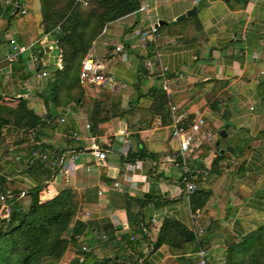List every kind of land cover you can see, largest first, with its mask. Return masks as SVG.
I'll return each instance as SVG.
<instances>
[{"label": "crops", "instance_id": "crops-1", "mask_svg": "<svg viewBox=\"0 0 264 264\" xmlns=\"http://www.w3.org/2000/svg\"><path fill=\"white\" fill-rule=\"evenodd\" d=\"M16 2L0 0V16L8 15V10L11 14ZM24 2L19 0L26 9ZM31 2L39 24L41 0ZM140 3L136 13L108 23L86 56L104 64L111 77L105 90L121 93L123 106L132 95L142 59L151 54L154 62L148 67L144 93L152 85L162 88L156 71L166 68L169 99L178 106L192 136L187 165L194 191H185L179 141L171 136L169 122L157 115L151 125L130 129L124 119L113 117L104 134L93 135L86 127L90 102L86 99L67 110L56 128L39 136L44 143L78 154L77 159L66 161L68 172L60 170L41 193L50 198L66 187L74 191L78 207L68 236L76 221H96L98 229L110 224L118 241L133 232L139 219L147 240L140 244L145 256L138 264H198L200 248L207 249L210 264H223L230 243L264 225V0ZM192 8L190 16L177 19ZM152 24L158 25V32L147 53L139 45L137 31ZM11 38L16 39L13 24L2 35L0 57L10 49ZM52 39L41 34L35 41L46 40L40 56L43 65H57L58 51L52 64L44 59L56 49ZM20 58L24 68L0 67V80L10 79L13 93L29 98L31 106L44 114L43 103L33 91L34 80L40 78L35 74L38 64L29 54ZM141 101L145 107L151 103L148 96ZM200 116L204 124L191 130ZM74 131L80 139H72ZM3 153L0 149L1 169L23 194L33 180L23 174V161L11 160V151ZM202 199L204 204L198 206ZM169 220L184 225L194 233V240L153 248L161 226Z\"/></svg>", "mask_w": 264, "mask_h": 264}, {"label": "trees", "instance_id": "trees-1", "mask_svg": "<svg viewBox=\"0 0 264 264\" xmlns=\"http://www.w3.org/2000/svg\"><path fill=\"white\" fill-rule=\"evenodd\" d=\"M13 1L19 3V0ZM31 1L25 0L24 13L13 6L11 14L8 10V15L0 16V42L12 24L16 39L23 45L35 43L41 34H49L57 40L56 49L62 61L60 67L42 62L35 67V70L47 71L33 90L43 103L44 114L31 106L29 98L13 93L10 79L5 83L0 80V149L3 154L12 152L11 160L23 161V174L33 180L23 192L28 196L25 205L19 201L22 189L14 186L15 180L0 166V203L3 197L10 205L9 216L0 220V264H138L145 256L139 249L140 244L147 240L139 219L133 232L121 235L118 241L110 224L98 229L96 221H76L71 234L66 235L78 207L74 191L66 187L50 198L43 197L41 192L62 170V166H52L51 161L58 156L67 157L71 152L44 143L39 136L56 128L67 110L82 105L86 99L90 100L87 121L93 135L104 134L113 117L124 119L130 129L141 124L151 125L157 115L162 122H171V101L165 91L152 85L143 92L150 73L143 62L138 67L126 106L122 105L121 93H110L104 85L94 86L80 78L82 61L105 26L136 13L140 0H41L39 24L31 10ZM9 64L17 71L24 68L20 57L14 62L3 61L0 67ZM156 75L158 79V71ZM144 96L151 99L146 107L141 101ZM182 124L187 127L184 120ZM20 151L24 152L16 160ZM141 152L149 155L145 150ZM42 154L48 157L44 159ZM194 238V233L184 225L169 220L161 226L152 247L181 246ZM225 260V264H264V225L230 243Z\"/></svg>", "mask_w": 264, "mask_h": 264}, {"label": "built area", "instance_id": "built-area-1", "mask_svg": "<svg viewBox=\"0 0 264 264\" xmlns=\"http://www.w3.org/2000/svg\"><path fill=\"white\" fill-rule=\"evenodd\" d=\"M199 1V0H197ZM16 7L21 10V12H25V8L22 7L20 3H16ZM158 32V25L152 24L149 28H143L137 31L138 40L140 47L145 50L147 53H150L149 48V41L152 39H155V36ZM52 43L56 46L57 40L52 39ZM44 44H46V40H41L36 43H32L30 45H23L20 44L15 38L10 39V49L4 53L2 57H0V63L3 61L8 62H14L19 57H21L24 54H29L33 62H37V64L40 62V56L44 52ZM61 55L58 54L57 57V65L61 66ZM153 59L149 56H146L143 59V64L147 67H151L153 65ZM166 68L160 66L159 74L162 78V88L165 91L166 95L169 98L170 95V89L168 87V78L165 74ZM35 74L37 77H44L47 75L46 70H36ZM80 78L88 82L91 85L94 86H103L106 84H109L111 82V77L107 74V71L105 69V66L102 62L94 60L91 56H86L81 65L80 70ZM170 115H171V136L179 141V164L181 166L183 177L182 182L185 185V191L187 194H191L195 189V183L190 180L189 175V167L187 165V157L189 153L191 152V145H192V136L189 132V128L185 127L182 124L181 116L178 114V106L175 103H170ZM63 120V119H61ZM205 119L203 117H198L191 125L190 129L197 131L200 129L201 125L204 124ZM87 128H89V124L86 125ZM208 139H212V135L208 133ZM72 137L74 139H80V136L77 132H72ZM94 138V137H93ZM36 155V153H34ZM48 156L46 154H42V158L46 159ZM68 158L71 159H77L78 154L73 152L69 154L67 157H55L51 164L52 166H62L63 172L67 173L68 168L65 167V163L68 160ZM118 186V183H115V187ZM10 213V205L9 203L1 197V203H0V220L3 218H7ZM203 232L202 229L198 230V234H201ZM199 258H198V264H210L209 257H208V251L205 248H200L198 251ZM223 264L226 263V260H222Z\"/></svg>", "mask_w": 264, "mask_h": 264}, {"label": "rangeland", "instance_id": "rangeland-1", "mask_svg": "<svg viewBox=\"0 0 264 264\" xmlns=\"http://www.w3.org/2000/svg\"><path fill=\"white\" fill-rule=\"evenodd\" d=\"M49 54V55H48ZM46 53L45 55H44V59L46 60V59H48L47 61H48V63L49 64H52L54 61H55V56H56V54H57V50L56 49H52L51 50V52L50 53ZM43 57V56H42ZM37 80H34V83L35 82H38V80H39V78H36ZM21 195H23V194H21ZM24 196H27V195H24ZM20 197V196H19ZM19 201L21 202V203H23V204H25V205H27L28 204V196L27 197H25V198H22V197H20L19 198ZM59 264H68V263H65V262H60Z\"/></svg>", "mask_w": 264, "mask_h": 264}, {"label": "water", "instance_id": "water-1", "mask_svg": "<svg viewBox=\"0 0 264 264\" xmlns=\"http://www.w3.org/2000/svg\"><path fill=\"white\" fill-rule=\"evenodd\" d=\"M194 11H195V8H192V9L186 11V13L178 16L177 19L179 20V19H182V18H184L186 16H190ZM220 134L223 135V131H221Z\"/></svg>", "mask_w": 264, "mask_h": 264}]
</instances>
